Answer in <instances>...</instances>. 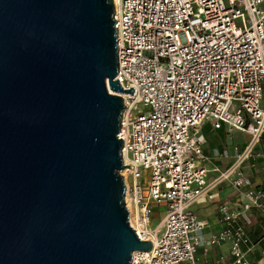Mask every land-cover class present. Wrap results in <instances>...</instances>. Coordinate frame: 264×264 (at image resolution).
<instances>
[{
  "label": "built area",
  "instance_id": "2783aa9c",
  "mask_svg": "<svg viewBox=\"0 0 264 264\" xmlns=\"http://www.w3.org/2000/svg\"><path fill=\"white\" fill-rule=\"evenodd\" d=\"M120 93L117 135L129 224L152 248L129 264H199L198 248L228 244L209 264L264 256V0H113ZM185 41H182L180 34ZM247 138L205 150L202 125ZM224 160L223 165L220 164ZM146 172V174H145ZM228 183L220 230L204 237L191 207ZM162 206L152 224L154 206ZM251 220L253 221L251 223Z\"/></svg>",
  "mask_w": 264,
  "mask_h": 264
},
{
  "label": "water",
  "instance_id": "95a60500",
  "mask_svg": "<svg viewBox=\"0 0 264 264\" xmlns=\"http://www.w3.org/2000/svg\"><path fill=\"white\" fill-rule=\"evenodd\" d=\"M113 0H0V264H129Z\"/></svg>",
  "mask_w": 264,
  "mask_h": 264
},
{
  "label": "crops",
  "instance_id": "0c3cea01",
  "mask_svg": "<svg viewBox=\"0 0 264 264\" xmlns=\"http://www.w3.org/2000/svg\"><path fill=\"white\" fill-rule=\"evenodd\" d=\"M205 125V127H204ZM204 132V133H203ZM202 133L206 136V144H205V150L209 154H211L212 149L217 148H227L230 149L232 145L235 143L242 141L247 138V135L244 133H241L238 130H234L232 134L225 133L224 130H213L212 127L209 124L204 123L202 125ZM224 160L221 161L220 164L223 165ZM234 191L232 187L228 183H224L219 185V187L213 188L208 193L202 195L198 199L197 202L193 204L191 209L195 213L197 217H199L201 220L205 219L207 221V226L203 230L204 237H208L211 233L217 232L220 230V223H219V216L217 215V205L221 200H225V198H229L233 196ZM158 210L162 211V206H154L153 214L156 213ZM162 214V213H161ZM153 217V215H152ZM162 217V216H161ZM153 219V218H152ZM153 222V220H152ZM253 221L251 220V223ZM228 244L225 243L223 245H220V247H208L207 251H204L202 246H200L198 250V256H199V264H209L213 259L218 257L220 254L225 255L227 259L229 258L227 249ZM256 257L259 259V264H264V256L261 255L262 248L260 246L256 247Z\"/></svg>",
  "mask_w": 264,
  "mask_h": 264
},
{
  "label": "rangeland",
  "instance_id": "374dc122",
  "mask_svg": "<svg viewBox=\"0 0 264 264\" xmlns=\"http://www.w3.org/2000/svg\"><path fill=\"white\" fill-rule=\"evenodd\" d=\"M180 37H181V39H182V41H185V37L183 36V34L181 33L180 34ZM204 127H205V125H204ZM204 133V132H203ZM145 174H146V172H145ZM158 206V205H157ZM162 211H160V210H158L156 213H154L153 214V222H152V224H151V226L152 227H154V225L155 224H157V223H159L160 222V220H161V216H162Z\"/></svg>",
  "mask_w": 264,
  "mask_h": 264
},
{
  "label": "bare ground",
  "instance_id": "6f19581e",
  "mask_svg": "<svg viewBox=\"0 0 264 264\" xmlns=\"http://www.w3.org/2000/svg\"><path fill=\"white\" fill-rule=\"evenodd\" d=\"M122 173H123L124 175H126V174H127V172H126L125 170H123V171H122Z\"/></svg>",
  "mask_w": 264,
  "mask_h": 264
}]
</instances>
